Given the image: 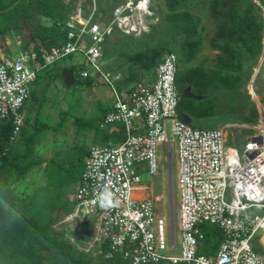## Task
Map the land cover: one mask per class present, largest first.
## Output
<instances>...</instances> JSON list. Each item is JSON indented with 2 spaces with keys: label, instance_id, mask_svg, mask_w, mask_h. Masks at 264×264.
Masks as SVG:
<instances>
[{
  "label": "built area",
  "instance_id": "2783aa9c",
  "mask_svg": "<svg viewBox=\"0 0 264 264\" xmlns=\"http://www.w3.org/2000/svg\"><path fill=\"white\" fill-rule=\"evenodd\" d=\"M95 14V2L87 12L77 8L66 23L67 41L41 50L42 64L35 54L0 57V124L12 126L10 143L24 127L23 108L40 66L80 57L85 67L79 78L96 73L111 89V109L98 123L111 137L89 149L71 199L73 211L64 218L89 221L97 249L106 245L107 258L124 264H264V112L255 126L186 125L177 118L180 93L174 52L164 56L151 80L119 93L117 78L100 69L101 45L113 28L132 37L146 33L145 20L153 17L151 2L118 5L107 26L95 23ZM229 129L252 134L238 148L227 145ZM162 143L176 158V223L157 212V199L133 197L145 187L140 185L142 174L158 175ZM206 225L221 233L209 254L203 253L210 249L202 227Z\"/></svg>",
  "mask_w": 264,
  "mask_h": 264
},
{
  "label": "rangeland",
  "instance_id": "374dc122",
  "mask_svg": "<svg viewBox=\"0 0 264 264\" xmlns=\"http://www.w3.org/2000/svg\"><path fill=\"white\" fill-rule=\"evenodd\" d=\"M64 1V4L68 2V0ZM127 1L69 0V8L72 14L80 7H83L86 12L87 8H90L95 2L96 14L93 20L99 25L107 26L111 20L113 8ZM173 1L175 3L172 10H175V12L186 11L194 17L200 18L199 37L202 40L201 51L190 63L186 64L183 62L180 46L184 41V33L179 28H172L165 18L169 13V0H150L151 15L153 17L145 20L146 27H148L145 36L141 35L142 37L131 39L111 31L108 34L107 41H104L105 45H101V47L106 46L105 54L107 56L103 58L107 61H101V56L100 69L110 74L112 80L117 78L115 84L121 81L122 76H126L128 67L132 66V61L126 59L123 54L133 57L138 54L144 55L149 51L166 48L167 46L171 47L179 57L178 69L180 72L200 64H204L207 69L215 67L220 52L212 46V38L216 28L209 17L208 0ZM251 4H257L258 9L254 8L252 12L257 16V19L263 21L264 26V6H261L255 0H239L237 7L239 14L243 15L245 9ZM30 5V0H18V2L13 0L0 1V9L2 6V10H0V28L8 29V32H5L0 38V57L29 53L33 49V43L29 42V51L23 52L21 40L24 37L29 40V34L35 24L46 26L51 24L49 17L41 15H35V21H31ZM150 25H152V28ZM14 26L22 27L20 35L14 36L15 32L13 31L12 34L9 31ZM262 43L263 49L259 60L256 63L244 64L242 70L238 73L239 80L235 88H210L205 96L195 95L187 89L189 93L197 96V100L212 99L215 104V113L211 118L200 122L198 125L192 120L190 122L184 121L186 125H197L211 129L235 123H244L243 125L248 126L252 125L253 121H260L261 114L264 112V30ZM76 58H73L72 62L61 60L57 64L64 67L73 63L81 64V58L77 56ZM153 68L150 67L146 73L144 72L145 76H147L145 80L154 76ZM45 72L46 69L39 74L40 80H35L31 85L30 98L25 105L27 112L25 117H27L28 124L24 122L23 128L30 134L32 132L31 125L37 121V127L41 130L39 139H36L35 154L43 162L14 186L15 194L20 198L30 197L37 187L45 184L43 169L50 164L51 160L68 167L69 164L77 163L79 157L77 148H86L87 150L101 143L100 138L103 133L98 129L97 124L101 115L108 111L112 104L110 87L96 73H92L93 80L90 86L76 83L66 87L59 79L51 81L48 75H44ZM181 95L182 92L180 93ZM78 122L82 123V125ZM83 124L87 125V127L84 128ZM251 134L252 132L246 129H229L227 145L239 148L241 143ZM19 141L18 136L16 144H19ZM169 149L165 143L159 146V173L155 177L142 174L140 185L146 186L148 197L157 199L154 200L157 212L176 223L177 204L179 202L177 165L176 158ZM84 161L85 159L83 158L82 162ZM73 195L74 191H66L63 193V199L69 202ZM60 214L61 218L57 221V224H54L53 228L58 231L61 238L77 248L79 252H85L89 256L97 254V247L92 240L90 222L85 220L74 221V218H78V216L64 218L66 215L62 212ZM62 222L66 224V227H61ZM175 233L179 236L177 228ZM166 235L168 236L167 225ZM42 255L44 257L42 264H67L57 251L50 246L43 250Z\"/></svg>",
  "mask_w": 264,
  "mask_h": 264
},
{
  "label": "trees",
  "instance_id": "16d2710c",
  "mask_svg": "<svg viewBox=\"0 0 264 264\" xmlns=\"http://www.w3.org/2000/svg\"><path fill=\"white\" fill-rule=\"evenodd\" d=\"M13 1L18 2V0ZM238 1L208 0L209 17L216 28L212 46L220 52V55L217 57L214 68L207 69L204 64H200L184 72H180L178 69L175 83L179 93L189 89L195 95L205 96L210 88L233 89L237 85L238 73L244 64L256 63L259 60L263 49L264 26L263 21L257 19V16L252 12L254 8L258 9V6L251 4L242 15L237 9ZM255 1L264 6V0ZM30 2L31 21H35V15L49 17L51 20V24L48 26L35 24L29 34V40L25 37L21 40L23 52L29 51V42L33 43V49L28 54H35L37 60L42 64L41 50L50 51L52 48L62 46L67 41L66 23L72 12L69 8V0L66 4H64V0H30ZM168 3L169 13L165 18L172 28H179L183 31L184 41L180 46L181 58L188 64L201 51L202 40L199 37L201 21L199 17H194L189 12L178 13L172 10L175 3L173 0H169ZM0 10H2V6ZM150 27L152 28V25ZM21 30L22 27L14 26L9 31L12 34L14 31L13 35L18 36ZM112 31L125 38H136L122 35L115 28ZM5 32H8L7 28H0V38ZM145 35L146 33L142 36ZM107 38L108 36L104 41H107ZM102 45H105V42ZM105 48L106 46L102 47L101 61L106 60L104 59L107 56ZM173 52L174 50L167 46L149 51L144 55L138 54L130 57L123 54L126 59L132 61V66L128 67L126 76H122L121 81L118 82V89L120 91L129 90L134 83L145 81L147 76L144 72L146 73L147 69L154 67L152 71L154 73L164 56ZM73 58L77 59L75 55H72L64 60L72 62ZM57 63L48 67L41 65L36 80H40L39 74L45 69L44 75H48L51 81L61 80L60 72L64 66ZM69 68L73 70L74 84L91 85L92 73L85 79L79 78V71L84 68L82 63H73ZM180 108L182 113L195 121L197 125L211 118L215 113V104L212 99L208 98L197 100L185 97ZM109 111L104 112L100 119ZM25 119V123L28 124L27 117ZM78 123L82 125V123ZM254 124L257 122L253 121L252 125ZM197 125L195 127L203 128ZM37 126V121H35L31 125L32 132L30 134L22 129L19 133V144H16L17 139L10 143L12 126L9 123L0 124V264H42L44 259L42 252L48 246L54 248L67 264H123L118 259L107 258L109 249L106 245L101 247L99 253L94 256L79 252L77 248L62 239L58 231L53 228L54 224L58 223L61 212L68 214L73 211L74 202L63 199V193L66 191L75 193L78 188L84 167L82 159H86L89 149L77 148L79 150L77 163L69 164L68 167L51 160L50 164L43 169L45 184L37 187L30 197L20 198L15 194L14 186L43 162L35 154L36 139H39L41 130ZM83 126L87 127L85 124ZM110 137L111 135L103 133L99 145L106 143ZM61 227L64 228L66 225L61 224ZM202 227L205 242L210 246V249L203 253L209 254L217 248L221 240V233L212 226Z\"/></svg>",
  "mask_w": 264,
  "mask_h": 264
},
{
  "label": "water",
  "instance_id": "95a60500",
  "mask_svg": "<svg viewBox=\"0 0 264 264\" xmlns=\"http://www.w3.org/2000/svg\"><path fill=\"white\" fill-rule=\"evenodd\" d=\"M60 77H61V80L64 84V86L66 87H70L72 85H74V74H73V70L71 68H63L60 72ZM185 97H191V98H195V99H198L197 96H194L193 94L189 93L188 90H185L182 95L180 96V99H179V102H178V107H177V118L182 121L184 123L185 122H190L191 119L182 113L181 111V103H182V100L185 98Z\"/></svg>",
  "mask_w": 264,
  "mask_h": 264
},
{
  "label": "crops",
  "instance_id": "0c3cea01",
  "mask_svg": "<svg viewBox=\"0 0 264 264\" xmlns=\"http://www.w3.org/2000/svg\"><path fill=\"white\" fill-rule=\"evenodd\" d=\"M64 68H69V66H66V67H64ZM152 78V77H151ZM151 78H149V80H151ZM149 80H147V81H149ZM117 81V80H116ZM63 83V82H62ZM75 83V82H74ZM118 83V82H117ZM137 83V82H136ZM135 84V83H134ZM133 84V85H134ZM132 85V86H133ZM116 87H117V84H116ZM117 89H118V87H117ZM118 91L120 92V90L118 89ZM123 91H125V90H121V93H123ZM127 91V90H126ZM26 105V104H25ZM111 109V108H110ZM109 109V110H110ZM26 107L24 106V108H23V115H24V118H25V115H26ZM101 120V119H100ZM99 120V121H100ZM98 121V122H99ZM255 125H257V124H254V125H248V126H255ZM97 127H98V124H97ZM93 147V146H92ZM91 147V148H92ZM89 149V148H88ZM148 190H149V188H148ZM136 194H141V198H148V195L149 194H147V192H146V186L145 187H143V190H142V192L140 191V193L139 192H136ZM138 198V197H137Z\"/></svg>",
  "mask_w": 264,
  "mask_h": 264
},
{
  "label": "bare ground",
  "instance_id": "6f19581e",
  "mask_svg": "<svg viewBox=\"0 0 264 264\" xmlns=\"http://www.w3.org/2000/svg\"><path fill=\"white\" fill-rule=\"evenodd\" d=\"M140 191H141V190H138L137 192L140 193ZM133 197H135V198H137V197L140 198V197H141V194H136V192H135V193L133 194Z\"/></svg>",
  "mask_w": 264,
  "mask_h": 264
},
{
  "label": "clouds",
  "instance_id": "9594fccd",
  "mask_svg": "<svg viewBox=\"0 0 264 264\" xmlns=\"http://www.w3.org/2000/svg\"><path fill=\"white\" fill-rule=\"evenodd\" d=\"M97 253H99V250L97 249ZM115 259H117V258H115ZM119 260V259H118ZM124 264V263H123Z\"/></svg>",
  "mask_w": 264,
  "mask_h": 264
}]
</instances>
